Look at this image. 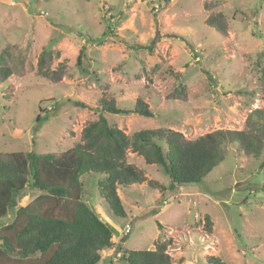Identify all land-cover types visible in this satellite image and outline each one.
<instances>
[{"label":"rangeland","instance_id":"374dc122","mask_svg":"<svg viewBox=\"0 0 264 264\" xmlns=\"http://www.w3.org/2000/svg\"><path fill=\"white\" fill-rule=\"evenodd\" d=\"M219 14L226 34L206 23ZM96 38L102 42L91 41ZM49 45L50 69L66 67L58 83L37 73ZM3 53L12 75L0 80L2 154L76 147L84 127L98 119L104 95L129 109L141 98L153 110L152 118L104 115L129 136L170 129L195 139L220 129L243 130L251 110L264 108L257 64L264 56V0H0ZM128 157L148 180L120 190L125 219L100 197L103 177L81 178L83 201L114 232V248L99 264H128L119 249L154 250L162 238H172V264H208L210 256L227 264H264V152L246 155L233 143L202 182L174 193L148 185H169L161 168L134 153ZM36 194L25 192L19 206ZM12 218L9 213L5 221Z\"/></svg>","mask_w":264,"mask_h":264},{"label":"trees","instance_id":"16d2710c","mask_svg":"<svg viewBox=\"0 0 264 264\" xmlns=\"http://www.w3.org/2000/svg\"><path fill=\"white\" fill-rule=\"evenodd\" d=\"M206 23L220 34L227 33L223 14L208 18ZM91 41L102 42V39ZM51 45L42 51L37 73L58 83L66 76V67L61 64L56 70L50 69ZM5 54L0 57L2 82L12 75ZM258 59L263 81L262 53ZM77 63L81 66V56ZM76 105L85 106L80 102ZM97 108L98 119L84 127L81 143L66 152L0 153V223L3 224L0 264H99L102 254L114 248V232L83 201L81 178L85 175L103 177L104 181L98 183L100 197L115 217L127 218L120 190L148 180L143 170L129 161V153L141 157L149 166L161 168L170 179L169 185L149 181L150 187L162 193H174L184 184L202 182L229 155L233 143L246 155L259 157L264 152V108L251 110L243 130L220 129L195 139L170 129L141 130L129 136L104 116L154 117L153 110L141 98L129 109L104 95ZM40 120L39 116L37 121ZM28 190L37 193L36 197L28 205L19 206L20 198ZM9 213L13 218L6 222ZM206 225L211 232L212 221L208 216ZM172 242V238H162L154 250L119 249L121 259L128 264H172L168 253ZM206 260L208 264H227L217 256Z\"/></svg>","mask_w":264,"mask_h":264},{"label":"built area","instance_id":"2783aa9c","mask_svg":"<svg viewBox=\"0 0 264 264\" xmlns=\"http://www.w3.org/2000/svg\"><path fill=\"white\" fill-rule=\"evenodd\" d=\"M129 232V229H126V233H128Z\"/></svg>","mask_w":264,"mask_h":264},{"label":"water","instance_id":"95a60500","mask_svg":"<svg viewBox=\"0 0 264 264\" xmlns=\"http://www.w3.org/2000/svg\"><path fill=\"white\" fill-rule=\"evenodd\" d=\"M2 225H3V224H2V223H0V228L2 227Z\"/></svg>","mask_w":264,"mask_h":264}]
</instances>
